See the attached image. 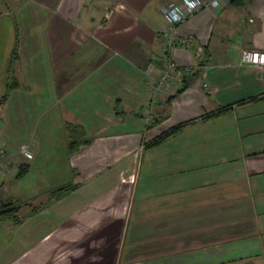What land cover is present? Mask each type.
Masks as SVG:
<instances>
[{
	"label": "crops",
	"instance_id": "crops-1",
	"mask_svg": "<svg viewBox=\"0 0 264 264\" xmlns=\"http://www.w3.org/2000/svg\"><path fill=\"white\" fill-rule=\"evenodd\" d=\"M171 1L12 0L18 86L0 106V149L13 166L0 189L29 192L17 225L36 222L0 236V264H264V68L241 61L264 51V0H204L178 27L193 47L172 54L193 74L154 102ZM75 127L90 143L71 154Z\"/></svg>",
	"mask_w": 264,
	"mask_h": 264
},
{
	"label": "built area",
	"instance_id": "built-area-1",
	"mask_svg": "<svg viewBox=\"0 0 264 264\" xmlns=\"http://www.w3.org/2000/svg\"><path fill=\"white\" fill-rule=\"evenodd\" d=\"M219 5L220 2L218 0L212 3L214 7ZM206 6L207 3L204 0H176L168 2L163 6L162 13L167 25L160 31V35L166 51V55L162 59L165 69L153 90L154 102L157 101L158 94L165 87H170L178 80L183 81L184 78L193 74L190 66L183 67L176 65L173 60L174 58H172V54L177 48L193 47L190 38L179 35L178 27ZM197 57L201 62H205L206 60L203 53H198ZM241 61L244 64L264 68V51L244 50L241 53ZM149 67H152V65H149ZM20 153L27 159L32 158V153L26 146L21 148ZM9 156L6 150L0 149V175L10 169V163L8 161V158H10Z\"/></svg>",
	"mask_w": 264,
	"mask_h": 264
},
{
	"label": "rangeland",
	"instance_id": "rangeland-1",
	"mask_svg": "<svg viewBox=\"0 0 264 264\" xmlns=\"http://www.w3.org/2000/svg\"><path fill=\"white\" fill-rule=\"evenodd\" d=\"M14 7L12 0H0V83H3V90L0 88V102L6 92V84H11L12 81H14L12 76V62L15 57L14 47L16 45L15 36L17 33ZM9 157L8 161L11 168L13 166V160L11 156ZM22 164L25 163L22 162L21 165ZM6 189H0V200L4 201V203L0 201V204H3L2 208L12 201L17 202L18 205H20V212H22L23 215L25 212H29V209H32V206L29 205L30 202L27 201L29 199L28 195H30L29 192H21V190H18L15 185H12L11 187L7 185ZM18 216H20L19 213ZM22 221L25 220L22 219ZM35 222L36 219H30L27 222H22L21 225H17V223L14 222L0 221V236H8L11 239L13 238V240L17 239L16 236H29V232L33 229ZM38 234L39 233L35 236H38ZM31 236H34V234ZM4 256L5 254L0 256L1 263H3V260L5 259Z\"/></svg>",
	"mask_w": 264,
	"mask_h": 264
},
{
	"label": "trees",
	"instance_id": "trees-1",
	"mask_svg": "<svg viewBox=\"0 0 264 264\" xmlns=\"http://www.w3.org/2000/svg\"><path fill=\"white\" fill-rule=\"evenodd\" d=\"M247 0H232V3L235 4L236 6H241L243 5ZM14 60L12 62V65L14 63V61L17 59V47L15 45L14 47ZM18 86V83L14 80L12 81V83H7L6 84V92L0 102V106L7 100L10 92L15 89ZM231 110V107H227V108H223L221 109L219 112L215 113L214 115L210 116V118L213 117H219L224 113H227ZM185 126L184 125H180L177 128L172 129L170 132H167L163 135H161L160 137H158L156 140L152 141L149 145V147L151 146H157L158 144L162 143L163 141H165L166 139H168L169 137H171L172 135L176 134L177 132L181 131ZM75 132L77 133H73L75 136H71L72 140L69 144V153H74L76 152L81 145H88V143H90V141L88 140H84L81 141V139L79 140L80 135H82V130L80 128H74ZM72 134V133H71ZM79 136V137H78ZM29 170V166L26 164H22L19 167V172L17 174V179L22 178L23 176H25L27 174ZM73 190H75V186H64V187H60L58 189H54L53 191L50 192V197L52 199H55V201H58L60 199H62L63 197H66L69 193H71ZM4 208L0 207V221H9V222H14V223H19V221L17 220V215L20 211V205H18V203L15 202H10L8 205L3 206ZM7 207V210H6ZM10 207V208H8ZM35 211V210H34ZM37 211V210H36Z\"/></svg>",
	"mask_w": 264,
	"mask_h": 264
}]
</instances>
